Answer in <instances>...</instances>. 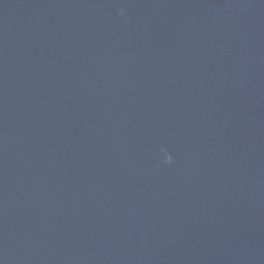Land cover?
<instances>
[{"label": "water", "instance_id": "obj_1", "mask_svg": "<svg viewBox=\"0 0 264 264\" xmlns=\"http://www.w3.org/2000/svg\"><path fill=\"white\" fill-rule=\"evenodd\" d=\"M0 264H264V0H0Z\"/></svg>", "mask_w": 264, "mask_h": 264}, {"label": "clouds", "instance_id": "obj_2", "mask_svg": "<svg viewBox=\"0 0 264 264\" xmlns=\"http://www.w3.org/2000/svg\"><path fill=\"white\" fill-rule=\"evenodd\" d=\"M121 15H123V13L121 12ZM172 162V158L171 156H167V159L165 160V163H171Z\"/></svg>", "mask_w": 264, "mask_h": 264}]
</instances>
